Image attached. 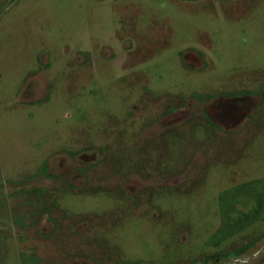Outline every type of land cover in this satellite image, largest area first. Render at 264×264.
Here are the masks:
<instances>
[{"label": "rangeland", "instance_id": "obj_1", "mask_svg": "<svg viewBox=\"0 0 264 264\" xmlns=\"http://www.w3.org/2000/svg\"><path fill=\"white\" fill-rule=\"evenodd\" d=\"M0 264H264V0H0Z\"/></svg>", "mask_w": 264, "mask_h": 264}, {"label": "trees", "instance_id": "obj_2", "mask_svg": "<svg viewBox=\"0 0 264 264\" xmlns=\"http://www.w3.org/2000/svg\"><path fill=\"white\" fill-rule=\"evenodd\" d=\"M237 93H238V95L239 94H245V93H247V91L246 90L245 91H239ZM234 95H236V93H234ZM251 242L252 243L249 242V244H246V245L242 246L236 254H233V253L230 252L227 255L231 256V257H236V256H239V255H242L243 253H245L249 248H251L254 245L253 241H251Z\"/></svg>", "mask_w": 264, "mask_h": 264}]
</instances>
